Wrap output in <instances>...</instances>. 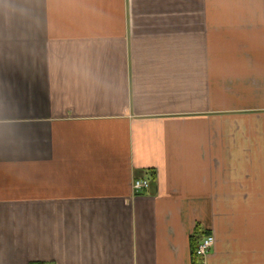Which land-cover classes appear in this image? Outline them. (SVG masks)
Instances as JSON below:
<instances>
[{"label":"crops","instance_id":"1","mask_svg":"<svg viewBox=\"0 0 264 264\" xmlns=\"http://www.w3.org/2000/svg\"><path fill=\"white\" fill-rule=\"evenodd\" d=\"M198 227L264 264V0H0V264H200Z\"/></svg>","mask_w":264,"mask_h":264},{"label":"built area","instance_id":"2","mask_svg":"<svg viewBox=\"0 0 264 264\" xmlns=\"http://www.w3.org/2000/svg\"><path fill=\"white\" fill-rule=\"evenodd\" d=\"M150 185V180L148 178H139L135 179L134 181V189L137 192H142L145 189H147ZM216 243V237L214 234H207L206 236L203 237L201 240L198 250H197V255L200 258V260H204L203 262H200V264H207L206 259L208 258V255L213 248V246Z\"/></svg>","mask_w":264,"mask_h":264},{"label":"trees","instance_id":"3","mask_svg":"<svg viewBox=\"0 0 264 264\" xmlns=\"http://www.w3.org/2000/svg\"><path fill=\"white\" fill-rule=\"evenodd\" d=\"M203 237L204 236H201V229L199 227L194 231V233L191 236V243H192V247H193V254L196 257H198L197 250H198L199 244H200L201 240L203 239ZM32 264H41V263H39V262H33Z\"/></svg>","mask_w":264,"mask_h":264}]
</instances>
